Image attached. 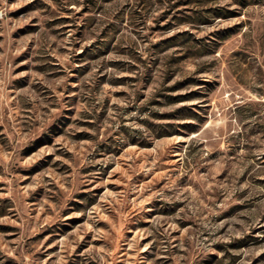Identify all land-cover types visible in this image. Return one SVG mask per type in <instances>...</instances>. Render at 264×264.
<instances>
[{
    "label": "rangeland",
    "instance_id": "obj_1",
    "mask_svg": "<svg viewBox=\"0 0 264 264\" xmlns=\"http://www.w3.org/2000/svg\"><path fill=\"white\" fill-rule=\"evenodd\" d=\"M0 264H264V0H0Z\"/></svg>",
    "mask_w": 264,
    "mask_h": 264
}]
</instances>
